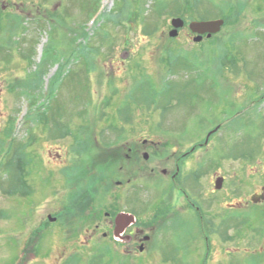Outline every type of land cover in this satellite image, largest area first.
Here are the masks:
<instances>
[{
    "label": "rangeland",
    "instance_id": "obj_1",
    "mask_svg": "<svg viewBox=\"0 0 264 264\" xmlns=\"http://www.w3.org/2000/svg\"><path fill=\"white\" fill-rule=\"evenodd\" d=\"M174 18L186 24L171 39ZM215 19L224 20L221 31L194 42L188 24ZM217 126L211 145L219 171L242 187L224 210L233 223L228 238L206 243L198 227L181 222L126 257L111 237H89L103 220L84 219L82 204L74 205L79 162L89 159L81 181L96 188L102 180L96 200L112 211L114 151L153 142L143 150L149 161L137 164L133 194L144 226L164 211L167 165L156 150L169 142L190 148ZM263 176L264 0H0V262L264 264V251L245 237L241 207L243 186L257 191Z\"/></svg>",
    "mask_w": 264,
    "mask_h": 264
},
{
    "label": "flooded vegetation",
    "instance_id": "obj_2",
    "mask_svg": "<svg viewBox=\"0 0 264 264\" xmlns=\"http://www.w3.org/2000/svg\"><path fill=\"white\" fill-rule=\"evenodd\" d=\"M192 36L195 37L196 34L193 33ZM203 38L211 39L212 37L208 38L207 35H205ZM218 129L219 126L208 131L205 135L199 134L194 136V143L190 148H188L187 144L181 143V145H177L178 149H170L175 145L171 144L168 140L167 142L169 143H166L167 149H164L163 152H158L156 150V154L162 155H157V157H163L165 159L164 163L167 165V168L161 171L162 178L168 182L164 186L165 189L163 191L164 211L163 215L157 216V221L155 220L153 223H149L150 220H148L145 222L144 226L139 224L137 216L133 213L134 185L136 179H138L136 172L137 164H139L140 167V164H144L145 161L147 162L150 159V155L147 152H143V150L147 149L149 146L154 147L155 144L153 142L148 143V140H143L141 146L137 143H133L124 150L117 149L114 151L113 158L115 159L114 162L119 178L117 177L113 182L114 188H112L115 189L114 196L116 200H118L119 206L116 209H112V211H103L104 205H99L100 203H98L99 201L101 202V200L95 199V207L92 209L95 213H93L92 217L93 219L101 218L103 221L94 225L89 237L93 240L94 237L96 238L100 233L103 239L111 237L114 242V247L123 249L126 257L134 256L135 248L138 249L141 254L145 253L146 247H149L150 243L155 242L153 237L156 233L163 232L167 235L169 233L172 235L177 230V223L181 222L183 225L189 227L193 225L196 226V228L198 227V231L204 236L206 243H208L209 239L212 237L218 236L220 240L222 236L228 238V233L233 230V223L229 217H224L227 215L224 213V210L225 208H233V204L230 203V201L238 195L241 196L242 187L233 189V184L229 181L226 172L219 171V169H222V165L218 164V157L211 145V138ZM184 147H186V149ZM180 148L184 149L181 150ZM146 155L148 158H146ZM254 159L257 160L256 157ZM143 160L144 162H142ZM88 162L89 159H87V163ZM258 162H260V160H258ZM261 163H263V161H261ZM157 169L158 166L150 168V173L145 175V178L149 176L152 177ZM188 170V175L184 176V173ZM88 172L89 171H87L86 175ZM258 172L260 173V171ZM122 175H124V177H121ZM190 179L192 180L191 182H189ZM81 180L79 179L80 184H82V190L89 178L85 182ZM101 182L98 183V186L96 185L97 189L93 187V192L95 196L98 195V198H100L99 194L102 193L99 189ZM207 186L208 188H206ZM256 186L257 189L255 190L257 191L252 193H250V188H254L243 186L244 192L242 197H244L243 202H245V205H241V207L244 209L245 223L247 226V229H244V231L251 234L244 233L246 235L245 237H247V239L250 238V240L254 238V243L257 244L258 247L254 250H256L259 255L264 251V176L263 180L258 182ZM233 190L237 191L238 194H235ZM104 197H106V195H104ZM121 202L125 203L122 209L120 207ZM123 214L133 216L134 222L124 227L121 223L117 224V217ZM54 219V221L50 222L55 223L57 219ZM108 219H110L111 222L107 226L105 221ZM0 224L3 228L2 234H4V209H2L0 213ZM106 227L108 228L107 232L104 230ZM159 227L163 228V230L160 231ZM80 230L78 232H80ZM42 231L43 230L38 229V231L33 233L38 234ZM75 232L76 231L71 228V234L74 235ZM116 232L118 233L117 235ZM256 238L259 239L256 240ZM28 247L30 250L32 249L34 253L39 252L36 246ZM230 249L231 248L228 246L223 247V253H228ZM23 250L25 251V249ZM24 255H26V251ZM153 256H155V254H153ZM23 260H25L24 256ZM23 260L16 264H30L27 261L23 262ZM0 264H5V262H0Z\"/></svg>",
    "mask_w": 264,
    "mask_h": 264
},
{
    "label": "water",
    "instance_id": "obj_3",
    "mask_svg": "<svg viewBox=\"0 0 264 264\" xmlns=\"http://www.w3.org/2000/svg\"><path fill=\"white\" fill-rule=\"evenodd\" d=\"M185 22L180 18H174L171 21V26L173 29L169 32L170 38H176L179 35V30L183 28ZM224 25V20L217 19V20H210V21H191L189 23V29L191 32L196 34L197 36L193 39L194 42L198 43L202 41L203 36L207 35L208 38L212 37L213 35L219 33ZM146 158L148 156L146 155ZM50 221H54L51 216H49ZM117 224H123V227L129 225L134 222V217L130 215H120L116 219ZM118 230V229H117ZM118 233L116 232V235Z\"/></svg>",
    "mask_w": 264,
    "mask_h": 264
},
{
    "label": "trees",
    "instance_id": "obj_4",
    "mask_svg": "<svg viewBox=\"0 0 264 264\" xmlns=\"http://www.w3.org/2000/svg\"><path fill=\"white\" fill-rule=\"evenodd\" d=\"M178 50H180L179 48H178ZM75 54V52L72 54V55H74ZM180 54V53H179ZM59 69V68H58ZM57 69V70H58ZM57 77V76H56ZM55 77V78H56ZM48 107L49 106H47V108H46V113H44V116H46L47 115V111H48ZM84 163V164H83ZM83 163L82 162H79V164L77 165L78 166V168H77V172H78V174L79 173H82V177H86V173H87V168L85 167V165H88V164H86L87 163V160L86 159H84L83 160ZM112 166L113 167H116L115 166V163H113L112 164ZM113 172V171H112ZM79 177V176H78ZM82 177H79L80 178V180H81V178ZM98 178H96V179H94V181L95 180H97ZM102 180H100L99 182H101ZM94 185V184H93ZM93 185H91L90 187L86 184L85 186H84V188L78 193V194H76L74 197H75V200L74 199H72L73 201H74V205L75 206H77V204L79 205L80 203L82 204L81 206H82V208H83V218L85 219V214H86V216L88 217V216H93V211L94 210H92V209H94V202H95V199H96V196H95V194H94V192H93ZM95 186H96V183H95ZM109 186H110V184L108 185V188H106L107 189V192L106 193H108V191H109ZM106 193H105V195H106ZM103 198H105V197H103ZM76 202H77V204H76ZM69 213L71 214L72 213V211L70 210L69 211ZM61 218V217H60ZM62 218H65V216H63ZM93 219V218H92ZM157 219V217H154V218H151V220L149 221V223H153L155 220ZM157 221V220H156ZM37 247V246H36ZM38 248V247H37ZM38 250H39V248H38Z\"/></svg>",
    "mask_w": 264,
    "mask_h": 264
}]
</instances>
